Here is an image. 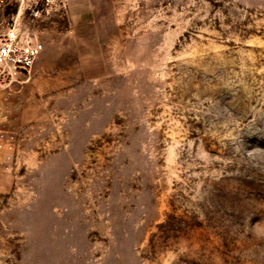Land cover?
<instances>
[{
	"label": "rangeland",
	"instance_id": "374dc122",
	"mask_svg": "<svg viewBox=\"0 0 264 264\" xmlns=\"http://www.w3.org/2000/svg\"><path fill=\"white\" fill-rule=\"evenodd\" d=\"M19 12L45 49L0 89V264H264V0Z\"/></svg>",
	"mask_w": 264,
	"mask_h": 264
},
{
	"label": "built area",
	"instance_id": "2783aa9c",
	"mask_svg": "<svg viewBox=\"0 0 264 264\" xmlns=\"http://www.w3.org/2000/svg\"><path fill=\"white\" fill-rule=\"evenodd\" d=\"M9 1L17 0H0V8ZM20 15L21 12L9 21H0V89H8L14 82L29 78L45 49L39 36L21 25ZM0 142L14 144L16 133L1 129Z\"/></svg>",
	"mask_w": 264,
	"mask_h": 264
},
{
	"label": "crops",
	"instance_id": "0c3cea01",
	"mask_svg": "<svg viewBox=\"0 0 264 264\" xmlns=\"http://www.w3.org/2000/svg\"><path fill=\"white\" fill-rule=\"evenodd\" d=\"M20 82H25V81H20ZM14 86H15L14 88H17L16 85ZM8 98H9L8 93L0 91V130L6 128L5 124L8 125V128L12 127L9 124V121H11L12 123L16 121L18 115L17 108L21 107L22 105L21 103H18L16 101L13 103H9ZM7 117L9 118L8 122H6L5 120Z\"/></svg>",
	"mask_w": 264,
	"mask_h": 264
}]
</instances>
